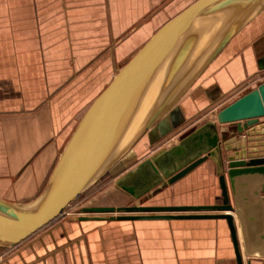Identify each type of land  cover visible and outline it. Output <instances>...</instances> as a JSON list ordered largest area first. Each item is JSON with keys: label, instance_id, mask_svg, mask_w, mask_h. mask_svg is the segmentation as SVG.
<instances>
[{"label": "water", "instance_id": "water-1", "mask_svg": "<svg viewBox=\"0 0 264 264\" xmlns=\"http://www.w3.org/2000/svg\"><path fill=\"white\" fill-rule=\"evenodd\" d=\"M263 10L264 0H195L161 25L85 109L40 194L25 203L0 197V249L18 247L0 264H121V256L126 264H140L134 224L183 221L187 233L188 221L203 219L228 230L232 260L244 264L232 211L244 254L264 256V156L245 161L229 155L224 167L229 134L223 131L219 137L211 123L153 158L149 166L164 173L179 165L165 173L171 184L212 159L219 173L220 204L87 206L57 221L178 106L208 65ZM263 117L264 81L216 113L219 124H230L237 133Z\"/></svg>", "mask_w": 264, "mask_h": 264}, {"label": "crops", "instance_id": "crops-1", "mask_svg": "<svg viewBox=\"0 0 264 264\" xmlns=\"http://www.w3.org/2000/svg\"><path fill=\"white\" fill-rule=\"evenodd\" d=\"M194 1L0 0L1 198L25 203L40 194L91 101L161 25ZM225 50L199 91L208 100L242 95L264 81V10ZM179 108L183 118L191 116L194 101ZM234 130L230 124L220 127L228 132L231 145L223 154L224 167L229 155L245 161L264 156V117L241 133ZM156 136H162L158 125L144 142L146 150ZM167 185V201L156 194L155 201L140 204L222 202L219 173L210 158ZM226 185L233 205L228 181ZM159 194L165 198L164 191ZM232 215L244 264H264V256L244 254L235 211ZM208 221H188L187 233L183 221L164 226L160 221L133 223L140 264H235L228 230ZM17 248L0 249V263Z\"/></svg>", "mask_w": 264, "mask_h": 264}, {"label": "rangeland", "instance_id": "rangeland-1", "mask_svg": "<svg viewBox=\"0 0 264 264\" xmlns=\"http://www.w3.org/2000/svg\"><path fill=\"white\" fill-rule=\"evenodd\" d=\"M223 50L179 100L178 106L159 123L158 126L162 136H156L154 145L147 148V150L144 148V142L151 135L153 129L151 128L104 177L71 203L57 221L70 219L72 215L79 214L82 207L87 206H120L152 202L156 200V194L160 195L159 198L162 197L165 201L169 199L167 194H169L170 188L169 185L166 186V175L173 173L180 166L177 164L170 165L164 173L159 170V173H156L150 168L149 162L162 152L180 145L183 138L208 123H211L220 137L222 133L220 127L226 124L217 122L216 113L220 108L241 95L238 93L226 99L219 97L208 100L205 93L203 96V93L199 92L210 79L216 66H218L219 59L225 56L226 50ZM189 99L194 101V112L191 116L188 115V117L183 118L179 106L182 107ZM172 125L174 127H171ZM163 191L166 194L165 198H163V194H159Z\"/></svg>", "mask_w": 264, "mask_h": 264}]
</instances>
